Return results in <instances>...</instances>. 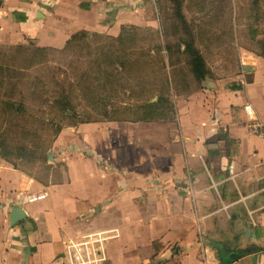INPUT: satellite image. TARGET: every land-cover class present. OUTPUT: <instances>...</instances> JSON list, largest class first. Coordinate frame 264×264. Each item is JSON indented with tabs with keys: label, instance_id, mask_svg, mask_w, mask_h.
Wrapping results in <instances>:
<instances>
[{
	"label": "crops",
	"instance_id": "1",
	"mask_svg": "<svg viewBox=\"0 0 264 264\" xmlns=\"http://www.w3.org/2000/svg\"><path fill=\"white\" fill-rule=\"evenodd\" d=\"M150 3L0 0V43L60 48L77 32L138 23ZM223 82L176 97L164 122L59 132L44 180L0 157V264H67L78 241H99L104 264H264V57ZM152 241L165 246L138 251Z\"/></svg>",
	"mask_w": 264,
	"mask_h": 264
},
{
	"label": "rangeland",
	"instance_id": "2",
	"mask_svg": "<svg viewBox=\"0 0 264 264\" xmlns=\"http://www.w3.org/2000/svg\"><path fill=\"white\" fill-rule=\"evenodd\" d=\"M150 1L138 23L116 21L60 48L0 43L2 159L44 180L59 132L90 122L170 120L176 97L205 81L229 85L244 63L264 57V0ZM187 45L204 60L201 81ZM96 245L88 244L100 251ZM164 246L144 242L138 251Z\"/></svg>",
	"mask_w": 264,
	"mask_h": 264
},
{
	"label": "built area",
	"instance_id": "3",
	"mask_svg": "<svg viewBox=\"0 0 264 264\" xmlns=\"http://www.w3.org/2000/svg\"><path fill=\"white\" fill-rule=\"evenodd\" d=\"M252 129L259 134H262L259 130V125L254 123ZM44 196V193L29 196L28 201L40 199ZM89 242L78 241L71 243L69 250L67 251V264H100L103 257L99 256V251H93L87 246Z\"/></svg>",
	"mask_w": 264,
	"mask_h": 264
},
{
	"label": "trees",
	"instance_id": "4",
	"mask_svg": "<svg viewBox=\"0 0 264 264\" xmlns=\"http://www.w3.org/2000/svg\"><path fill=\"white\" fill-rule=\"evenodd\" d=\"M79 33L87 35L85 32H77L71 35L70 39H72L75 35ZM186 51L190 57L189 63L191 65V72L194 78L198 81L203 80L206 77V67L202 56L198 53L195 48L191 47L190 45L186 46ZM59 105L62 109H65L64 107L66 106V103H59Z\"/></svg>",
	"mask_w": 264,
	"mask_h": 264
},
{
	"label": "water",
	"instance_id": "5",
	"mask_svg": "<svg viewBox=\"0 0 264 264\" xmlns=\"http://www.w3.org/2000/svg\"><path fill=\"white\" fill-rule=\"evenodd\" d=\"M22 217V213L20 210L16 209L12 212L10 220L12 222L18 221Z\"/></svg>",
	"mask_w": 264,
	"mask_h": 264
}]
</instances>
